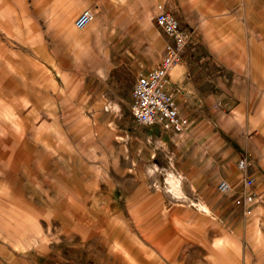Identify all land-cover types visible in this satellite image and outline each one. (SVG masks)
<instances>
[{"label": "rangeland", "instance_id": "obj_1", "mask_svg": "<svg viewBox=\"0 0 264 264\" xmlns=\"http://www.w3.org/2000/svg\"><path fill=\"white\" fill-rule=\"evenodd\" d=\"M158 6L175 15L174 0H0V264H264L259 210L236 203L245 174L228 194L192 186L190 163L181 174L144 146L155 132L117 85L106 105L94 91L124 63L158 65ZM244 110L231 127L246 129Z\"/></svg>", "mask_w": 264, "mask_h": 264}, {"label": "crops", "instance_id": "obj_2", "mask_svg": "<svg viewBox=\"0 0 264 264\" xmlns=\"http://www.w3.org/2000/svg\"><path fill=\"white\" fill-rule=\"evenodd\" d=\"M174 14L188 43L168 75L167 89L189 126L178 134L150 127L155 133L144 146L150 153L156 147L171 151L169 160L181 174L190 163L192 186L207 177L212 184L235 181V164L246 157L251 162L248 174L263 196L252 210H259L258 229L264 237V0H174ZM124 65L116 79L110 74L94 77L102 105L117 85L121 102L130 107L135 72L151 68ZM242 110L248 115L246 129L231 127L227 116ZM208 160L216 166L211 176L198 170Z\"/></svg>", "mask_w": 264, "mask_h": 264}, {"label": "built area", "instance_id": "obj_3", "mask_svg": "<svg viewBox=\"0 0 264 264\" xmlns=\"http://www.w3.org/2000/svg\"><path fill=\"white\" fill-rule=\"evenodd\" d=\"M91 20L92 13L86 10L76 18L75 28L80 30ZM154 24L167 41L163 57L158 65L148 71L136 72L130 111L139 126H158L163 131L178 134L189 126V122L180 115L174 97L167 89V79L179 63L188 43V36L181 31L178 20L164 6H158ZM250 166L251 162L246 157L236 163V169L245 174L236 198V203L241 206L244 215H249L260 200L255 190V179L248 174ZM231 190V185L226 181L217 185V191L221 194H228Z\"/></svg>", "mask_w": 264, "mask_h": 264}, {"label": "bare ground", "instance_id": "obj_4", "mask_svg": "<svg viewBox=\"0 0 264 264\" xmlns=\"http://www.w3.org/2000/svg\"><path fill=\"white\" fill-rule=\"evenodd\" d=\"M227 183H229L231 185V191L234 192L235 188L229 181H226ZM170 184L173 188H177L179 186V181L177 179H170Z\"/></svg>", "mask_w": 264, "mask_h": 264}]
</instances>
